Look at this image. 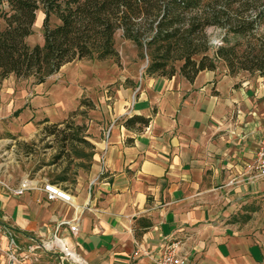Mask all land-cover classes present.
I'll list each match as a JSON object with an SVG mask.
<instances>
[{
	"label": "crops",
	"instance_id": "crops-1",
	"mask_svg": "<svg viewBox=\"0 0 264 264\" xmlns=\"http://www.w3.org/2000/svg\"><path fill=\"white\" fill-rule=\"evenodd\" d=\"M136 84L97 125L87 173L62 189L70 204L48 201L36 180L20 196L0 189V264L10 253L64 264L56 251L26 252L53 238L85 264H154L171 241L186 264H264V178L245 169L264 135V80L215 68ZM31 103L22 114L54 116ZM132 116L149 122L124 128Z\"/></svg>",
	"mask_w": 264,
	"mask_h": 264
},
{
	"label": "trees",
	"instance_id": "trees-1",
	"mask_svg": "<svg viewBox=\"0 0 264 264\" xmlns=\"http://www.w3.org/2000/svg\"><path fill=\"white\" fill-rule=\"evenodd\" d=\"M254 0H0L7 12L1 19L0 81L9 75L31 78L40 85L74 60L103 61L115 56L114 34L120 32L141 52L147 65L144 75L171 78L178 74L191 82L202 71L216 68L220 58L229 74L233 63L218 50L208 57L207 27H220L234 34L253 29V20L228 21L227 11L252 10L264 21V5ZM41 8L42 45L28 46L35 12ZM51 18L57 21L50 26ZM258 22V23H259ZM250 29V30H249ZM141 55V53H140ZM237 69L257 72L264 80V59L245 56ZM179 63L177 68L175 64ZM230 71V72H229ZM45 122V120H44ZM148 118L132 116L122 122L126 129L141 131ZM57 182L64 181L58 178ZM52 184H54L52 182Z\"/></svg>",
	"mask_w": 264,
	"mask_h": 264
},
{
	"label": "rangeland",
	"instance_id": "rangeland-1",
	"mask_svg": "<svg viewBox=\"0 0 264 264\" xmlns=\"http://www.w3.org/2000/svg\"><path fill=\"white\" fill-rule=\"evenodd\" d=\"M254 1V7L264 5V0ZM234 9L229 7L226 19L232 22L241 18L253 20V29L234 34L220 27L205 28L206 54L211 58L220 50L232 61V74L258 76L257 72L235 66L240 63L238 59L246 55L264 59V21L259 22L252 10ZM5 12L7 7L1 4L0 30L3 28L1 16ZM42 19L43 13L38 7L31 34L25 39L28 46L42 45ZM56 24L57 21L51 18L50 26ZM114 49L115 56L103 61L81 59L67 63L38 86L31 78L19 79L12 75L0 81V95L9 96L0 98V117L3 118L0 123V178L4 177L12 187L21 180H36L40 184L53 182L60 189H70L78 177H84L93 152L92 136L103 116L110 111L107 107L112 109L115 97L123 87L133 90L144 76L147 65L145 50L142 49L140 55L134 44L123 39L120 32L114 34ZM214 62L218 70L228 73L220 58H214ZM178 65L176 63L175 67ZM32 98L35 101L30 102L31 105L39 101L54 116L33 112L34 109L22 114V109L30 106ZM10 102L12 109L8 110ZM58 178L64 181L57 182Z\"/></svg>",
	"mask_w": 264,
	"mask_h": 264
},
{
	"label": "built area",
	"instance_id": "built-area-1",
	"mask_svg": "<svg viewBox=\"0 0 264 264\" xmlns=\"http://www.w3.org/2000/svg\"><path fill=\"white\" fill-rule=\"evenodd\" d=\"M245 169L250 172L249 179H261L264 178V135L259 139L256 148L252 154L251 160L245 164ZM34 183L32 180H21L15 187H12L10 183L3 178H0V189L4 190L12 196H20L24 192L30 190L31 184ZM39 191L45 194V198L48 201L57 200L64 204H70V196L62 189H60L56 184L52 183H42ZM69 233L72 235L77 232V222L76 220L72 225L68 227ZM179 244L177 242H169L164 245L160 255L154 261V264H186V259L179 255ZM45 250V251H56L59 253L60 258L65 264H80L79 262L85 264L82 259L68 249L59 240L53 238L50 241L42 242L38 246H28L26 252L33 253L35 250ZM71 253L73 257L71 256ZM8 256L7 264H20L19 259L10 253Z\"/></svg>",
	"mask_w": 264,
	"mask_h": 264
},
{
	"label": "bare ground",
	"instance_id": "bare-ground-1",
	"mask_svg": "<svg viewBox=\"0 0 264 264\" xmlns=\"http://www.w3.org/2000/svg\"><path fill=\"white\" fill-rule=\"evenodd\" d=\"M72 256V255H71ZM73 257V256H72ZM80 264H83V263H81V262H79Z\"/></svg>",
	"mask_w": 264,
	"mask_h": 264
}]
</instances>
